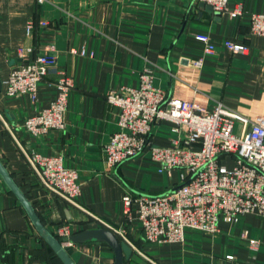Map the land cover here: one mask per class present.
<instances>
[{
  "label": "crops",
  "instance_id": "obj_1",
  "mask_svg": "<svg viewBox=\"0 0 264 264\" xmlns=\"http://www.w3.org/2000/svg\"><path fill=\"white\" fill-rule=\"evenodd\" d=\"M227 5L229 10L241 6L242 14L216 13L197 0H0V114L11 130L0 119V161L53 235L60 224L69 225L70 235L100 225L40 184L15 138L29 152L61 155L63 165L78 173V204L124 229L128 240L156 264H264V218L255 213L231 223L220 219L217 234L187 229L182 242L146 241L136 205L126 221L122 196L161 194L181 183V170L160 172L148 150L113 168L104 160V145L119 119L106 94L137 87L145 68L152 72L153 85L170 96L206 109L220 101L250 119L264 116V37L249 29L251 14L264 12V0H228ZM197 33L208 35L214 51H204ZM226 40L248 49L230 53ZM39 54L52 60L49 73L37 83L36 100L28 93L6 95L9 72ZM196 58H202L200 68L190 64ZM61 73L72 81L66 126L32 135L23 123L53 100ZM172 127L166 120L156 123L151 143L172 146L177 136ZM240 129L235 122V132ZM224 160L231 166L228 157ZM2 246L13 248L7 252L9 264H61L0 175ZM65 249L75 264L114 263L113 250L103 242H72ZM132 249L125 264H152ZM0 264H7L1 256Z\"/></svg>",
  "mask_w": 264,
  "mask_h": 264
},
{
  "label": "built area",
  "instance_id": "obj_2",
  "mask_svg": "<svg viewBox=\"0 0 264 264\" xmlns=\"http://www.w3.org/2000/svg\"><path fill=\"white\" fill-rule=\"evenodd\" d=\"M197 1L209 5L216 13L228 12L230 17L241 15L243 10L241 6L229 10L228 0ZM30 28L31 25H27V32ZM249 29L252 34L264 37V12L251 14ZM194 37L204 43L206 53L214 51L206 33H197ZM224 46L230 53H244L248 49L230 40L224 41ZM70 51L76 52L75 49ZM80 53L84 55L85 50L82 48ZM20 55H24L22 49ZM51 60L47 54H39L11 70L5 94L28 93L31 101H35L37 83L49 73ZM190 64L200 68L202 58L193 59ZM54 84L57 92L53 100L23 123L32 135H43L50 129L62 130L66 126L64 114L72 81L61 73ZM106 100L119 112L118 128L104 145V160L109 167H116L148 150L160 172L173 168L182 172L181 183L161 194L126 193L122 196L126 221H131L132 207L136 205V217L146 241L182 242L187 229L217 234L220 219L231 223L247 213L264 218V116L250 119L220 101L206 109L170 96L153 85L148 68L141 72L137 87L111 89ZM0 119L7 126L1 114ZM162 120L171 122L177 134L172 146L151 143L152 127ZM235 122L241 124L239 132L234 130ZM15 140L46 190L84 210L100 227L110 229L145 260L156 264L128 240L124 229L114 227L78 204V173L63 165L61 155L29 152ZM225 157L230 159L231 166L223 161ZM56 235L64 247L72 244L69 225H58ZM249 244L254 246L256 241L250 239Z\"/></svg>",
  "mask_w": 264,
  "mask_h": 264
},
{
  "label": "water",
  "instance_id": "obj_3",
  "mask_svg": "<svg viewBox=\"0 0 264 264\" xmlns=\"http://www.w3.org/2000/svg\"><path fill=\"white\" fill-rule=\"evenodd\" d=\"M202 4L206 5L204 3ZM205 7L211 9L209 5H206ZM1 88L2 82L0 80V91ZM0 175L22 205L31 224L33 225L39 236L53 250V252L59 258L62 264H75L65 247L61 244L60 240L44 226L40 217L36 213L33 205L29 202L25 194L19 189L17 184L12 179L11 175L7 172L4 165L1 163V161ZM69 239L71 242L75 243H82L86 241H98L107 244L113 250L114 253L113 264H125V261H130L133 254V249L128 243L123 240H120L115 233H113L110 229L104 227L85 229L83 231L70 235Z\"/></svg>",
  "mask_w": 264,
  "mask_h": 264
},
{
  "label": "trees",
  "instance_id": "obj_4",
  "mask_svg": "<svg viewBox=\"0 0 264 264\" xmlns=\"http://www.w3.org/2000/svg\"><path fill=\"white\" fill-rule=\"evenodd\" d=\"M57 237V235H55ZM118 238L120 240H122L119 236ZM43 240V239H42ZM44 243H46L44 240H43ZM47 245V244H46ZM47 247L50 249V251L52 252L53 256L58 259V261L62 264V262L59 260V258L55 255V253L53 252V250L47 245ZM10 250V251H9ZM13 248L11 247H6V246H2L0 247V256L2 258V260H4V262H6L7 264H9V259H8V255L9 253H7L8 251L9 252H12Z\"/></svg>",
  "mask_w": 264,
  "mask_h": 264
},
{
  "label": "rangeland",
  "instance_id": "obj_5",
  "mask_svg": "<svg viewBox=\"0 0 264 264\" xmlns=\"http://www.w3.org/2000/svg\"><path fill=\"white\" fill-rule=\"evenodd\" d=\"M226 164H227L228 166H230V163H229V161H228V160H226Z\"/></svg>",
  "mask_w": 264,
  "mask_h": 264
}]
</instances>
